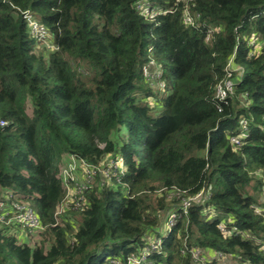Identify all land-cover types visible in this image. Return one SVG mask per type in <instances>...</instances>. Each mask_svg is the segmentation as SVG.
Wrapping results in <instances>:
<instances>
[{"label":"trees","instance_id":"16d2710c","mask_svg":"<svg viewBox=\"0 0 264 264\" xmlns=\"http://www.w3.org/2000/svg\"><path fill=\"white\" fill-rule=\"evenodd\" d=\"M0 122V198L42 225L0 224V264H264V0H0ZM70 156L121 165L58 212Z\"/></svg>","mask_w":264,"mask_h":264},{"label":"built area","instance_id":"2783aa9c","mask_svg":"<svg viewBox=\"0 0 264 264\" xmlns=\"http://www.w3.org/2000/svg\"><path fill=\"white\" fill-rule=\"evenodd\" d=\"M141 10L142 13L146 14L147 16L152 17L154 15V10L150 9L149 7H142ZM21 15L26 22L30 35H32L36 41H39L40 44H44L48 39L51 40V37L49 36L46 27L42 23L37 21L30 12L23 11ZM183 18H184V23L188 25L194 24V18L190 14L188 9L184 10ZM48 49L50 50L54 49V44L52 43V40H51V44L48 46ZM230 62L228 63L225 69L228 77L231 76L232 73V68H230ZM157 74H158L157 77H159V73ZM232 86H233V81L230 79L224 80L223 83H218L216 85L215 97L220 100L225 99L228 95H231L233 93ZM241 122H242L241 128L243 130L247 122L245 119H243ZM0 124L2 125L3 122H0ZM242 137H243L242 132L229 137V142L233 149L238 148V146L241 144L240 141ZM107 165L109 166L110 163H108ZM108 166L106 167L104 164L101 165L99 164L97 166H94L82 160L78 161L74 158V156H70V160H68L66 166L63 167L60 172L61 180L66 193L64 197L65 202L60 203L58 212L65 210L66 209L65 207H67V203L71 205L72 209L79 208V206L81 205V201L83 200L82 194L88 188V185L91 182L89 178H93V176L98 172H103L105 175H107L109 173L107 169ZM99 168H101V171H97V169ZM82 169L84 171L83 174H82ZM75 170H77V174L80 173L85 178L83 183L76 184V186H73L72 173ZM89 174L91 175V177ZM76 191H78V193L74 194V192ZM69 192H73V193H69ZM67 194L70 195L72 194V196L68 200H66ZM197 197H199V195H196L193 198H197ZM180 217H181L180 213L171 212L168 215L165 223L166 231H169L172 227H174ZM0 224L18 225V227L22 232H28V233H32L42 229V225L40 223L36 211L30 205L26 203H20L14 200L11 194H5L3 198H0ZM159 243H160L159 238L156 239L154 242L150 243L148 248L147 247L144 248L141 258H144L145 256L149 255L151 252H154L156 247L159 245ZM195 254L197 255V253ZM137 262L138 259L136 257L129 258L130 264H136Z\"/></svg>","mask_w":264,"mask_h":264},{"label":"rangeland","instance_id":"374dc122","mask_svg":"<svg viewBox=\"0 0 264 264\" xmlns=\"http://www.w3.org/2000/svg\"><path fill=\"white\" fill-rule=\"evenodd\" d=\"M37 44L35 45V47L34 48H41V47H45V49H48V46L51 44V40L50 39H48L47 41H46V43H44V44H40V42L39 41H37L36 42ZM146 77H148L149 79H151V81L148 83L149 84V86L150 87H152V86H154V84H155V87L154 88H156V89H158V88H160V87H163V84H164V82L163 81H158V78L159 77H157L158 76V74L156 73L155 74V72H150V73H148V72H146ZM157 81H158V84H157V86H156V83H157ZM64 162V165L62 166V168L63 167H65L66 166V163L68 162L67 161V159H64L63 160ZM107 163H110V165L108 166V171H110L112 168H116L117 166H120L121 165V162H120V159H118V160H116V161H113V160H108V162ZM101 164H106V163H100V165ZM97 171H101V168H99V169H97ZM84 173V171H83V169H82V174ZM90 175V174H89ZM72 176H73V180H72V185L73 186H76V184H81V183H83V181H84V178L85 177H83L80 173H78L77 174V170H75L73 173H72ZM90 177H91V175H90ZM90 179V181L92 182L93 181V178H89ZM70 190V189H69ZM69 193H73V192H69ZM78 193V191H76V192H74V194H77ZM72 196V194L70 195V194H67V196H66V200H68L70 197ZM65 202V200L63 201V203ZM60 210H61V208H60ZM211 214V216H216V214H215V212H211L210 213ZM21 231V230H20ZM22 232V231H21ZM23 234L25 233V232H22Z\"/></svg>","mask_w":264,"mask_h":264}]
</instances>
